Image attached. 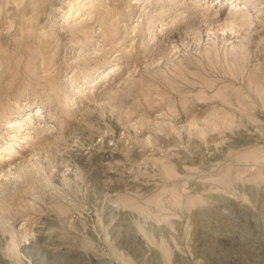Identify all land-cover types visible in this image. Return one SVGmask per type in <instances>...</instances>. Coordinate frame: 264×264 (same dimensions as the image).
Here are the masks:
<instances>
[{
	"label": "rangeland",
	"instance_id": "1",
	"mask_svg": "<svg viewBox=\"0 0 264 264\" xmlns=\"http://www.w3.org/2000/svg\"><path fill=\"white\" fill-rule=\"evenodd\" d=\"M260 79L264 0H0V264H264Z\"/></svg>",
	"mask_w": 264,
	"mask_h": 264
},
{
	"label": "bare ground",
	"instance_id": "2",
	"mask_svg": "<svg viewBox=\"0 0 264 264\" xmlns=\"http://www.w3.org/2000/svg\"><path fill=\"white\" fill-rule=\"evenodd\" d=\"M234 13H236V11L235 12H233L232 13V15H235L236 16V14H234ZM233 18H234V16H232ZM231 18V17H230ZM233 18H231V19H233ZM243 18V17H242ZM238 20H239V18H237ZM236 19V17H235V20H237ZM234 20V21H235ZM244 22V21H243ZM180 30V29H179ZM179 32V31H178ZM257 75V74H256ZM254 82V78H252L251 79V85L252 84H254L253 83ZM255 82H257L256 84L258 85V87H263L264 86V83H263V81L260 79L259 81H256L255 80ZM198 84V83H197ZM254 87V86H253ZM189 89V88H188ZM254 114V113H253ZM255 116V115H254ZM259 118V117H258ZM262 119H263V122H264V115H263V117H262ZM261 129V128H260ZM207 131V130H206ZM245 138V137H244ZM242 139V138H241ZM252 140V139H251ZM242 141H244V142H248V141H250L249 139H242ZM247 158H245L244 160H246ZM241 161V160H240ZM80 162H81V160H80ZM80 162H78V163H80ZM83 164H84V162H83ZM167 171L168 170H170V171H173V168L172 167H170V169H166ZM136 240L134 239V240H131V238H130V240L129 239H127V238H125V237H121V239H120V242H119V244H120V246L122 247V248H124V250H128L129 252H132V253H136L137 254V252H139L140 250H139V247L137 248V246H136V242H135ZM224 244H226L227 245V243H225L224 242ZM225 246V245H224ZM12 248V247H11ZM141 253V252H140ZM89 257V256H88ZM87 256H84L83 254H73V255H70L69 256V260L72 262V263H74V264H90V263H93V261H96V258L95 257H93V256H91L92 258H88ZM161 259V258H160ZM98 261V260H97ZM97 263V262H96ZM157 263V262H156ZM158 264V263H157ZM209 264V263H208ZM215 264V263H214Z\"/></svg>",
	"mask_w": 264,
	"mask_h": 264
}]
</instances>
